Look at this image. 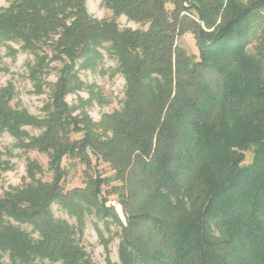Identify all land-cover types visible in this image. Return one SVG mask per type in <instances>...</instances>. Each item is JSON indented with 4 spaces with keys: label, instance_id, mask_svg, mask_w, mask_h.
<instances>
[{
    "label": "trees",
    "instance_id": "obj_1",
    "mask_svg": "<svg viewBox=\"0 0 264 264\" xmlns=\"http://www.w3.org/2000/svg\"><path fill=\"white\" fill-rule=\"evenodd\" d=\"M103 2L115 17L148 28L92 16L87 0L0 6V43L19 42L35 54L32 79L49 71V60L63 63L44 118L14 106L13 84H0V133L48 154L53 171L44 180L31 159L29 181L0 192V264H96L80 241L87 213L122 226L120 263L113 264H264V50L249 51L264 26V0ZM191 32L195 59L178 41ZM102 48L126 78L125 98L94 121L74 114L67 95L84 86L78 64L94 68ZM26 126L43 130L31 134ZM77 132L82 138H72ZM88 149L122 183L105 188L107 176L98 174L66 190L64 158ZM2 154L0 168L9 163ZM110 200L122 204L128 225ZM54 203L76 222L55 216Z\"/></svg>",
    "mask_w": 264,
    "mask_h": 264
},
{
    "label": "rangeland",
    "instance_id": "obj_2",
    "mask_svg": "<svg viewBox=\"0 0 264 264\" xmlns=\"http://www.w3.org/2000/svg\"><path fill=\"white\" fill-rule=\"evenodd\" d=\"M11 1L0 0V6H7ZM87 7L89 13L97 18L115 17L113 9L107 7L103 0H87ZM115 18L120 28L147 29L149 26V24L130 20L126 14L118 15ZM262 28L255 34L257 36L256 42L249 47L251 53L264 50L260 41L264 40V26ZM178 41L193 59L200 56V48L192 32L183 35ZM9 45H12L16 51L11 52ZM20 46L21 43L19 42L0 43V65L4 67L0 71V84H13L14 97L12 104L14 106L25 107L35 116L44 118L48 114L46 107L51 102V84L57 80L63 63L58 59L51 61L47 58L49 60V71L43 72L37 80H34L30 77L29 72L30 64L34 63L36 56ZM44 48L49 54H52L50 46L45 45ZM101 51L104 56L94 68H82L78 64L77 73L80 80L84 82V86L67 95V101L74 110V114L83 115V117L88 115L94 121H100L104 114L121 109L125 98L126 78L118 70L117 60L110 57L104 48ZM39 84L41 87H38ZM26 129L31 134L36 135L43 130V128L36 126H26ZM97 129L99 133L102 132L100 128ZM71 136L72 138H82L83 133L77 132ZM250 149L246 152L245 163H250L253 159L254 153L252 148ZM0 150L3 151L1 160L9 162L8 165L3 163L5 167L0 168L1 193L10 190L14 186H22L29 181L27 164L31 159L37 160L43 166L45 172L42 176L43 179L52 180L53 171L49 168L48 154L19 146L18 140L9 132L0 133ZM89 156L90 162H88ZM82 158L80 156H67L64 158L63 165L66 170V177L63 186L66 190L76 186L83 187L98 174L107 176L109 185H106L105 188L122 183L123 175L118 178L120 177L118 176V170L109 162L98 157L92 149H88L87 154ZM126 178L127 174L124 180ZM111 200L109 204H115V201ZM115 207L121 222L128 225L122 204L116 202ZM52 208L55 216L65 218L71 223L76 222L75 217L70 216L59 203H54ZM85 220L86 226L80 241L96 264L120 263V246L123 240L121 236L122 226L112 217H108L104 221L96 213H87ZM23 227L29 231L32 230L31 226L23 225ZM38 264H49V262L45 260L44 262H38Z\"/></svg>",
    "mask_w": 264,
    "mask_h": 264
},
{
    "label": "built area",
    "instance_id": "obj_3",
    "mask_svg": "<svg viewBox=\"0 0 264 264\" xmlns=\"http://www.w3.org/2000/svg\"><path fill=\"white\" fill-rule=\"evenodd\" d=\"M116 204V203H115ZM119 205V204H118ZM119 207L121 208V206L119 205Z\"/></svg>",
    "mask_w": 264,
    "mask_h": 264
},
{
    "label": "water",
    "instance_id": "obj_4",
    "mask_svg": "<svg viewBox=\"0 0 264 264\" xmlns=\"http://www.w3.org/2000/svg\"><path fill=\"white\" fill-rule=\"evenodd\" d=\"M122 213V212H121Z\"/></svg>",
    "mask_w": 264,
    "mask_h": 264
}]
</instances>
